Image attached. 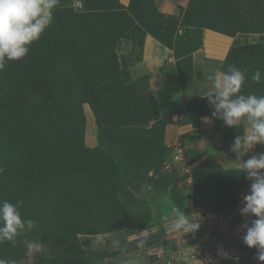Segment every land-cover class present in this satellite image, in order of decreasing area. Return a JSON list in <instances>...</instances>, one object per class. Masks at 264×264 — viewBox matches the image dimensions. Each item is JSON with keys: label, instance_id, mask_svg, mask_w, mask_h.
<instances>
[{"label": "rangeland", "instance_id": "374dc122", "mask_svg": "<svg viewBox=\"0 0 264 264\" xmlns=\"http://www.w3.org/2000/svg\"><path fill=\"white\" fill-rule=\"evenodd\" d=\"M142 2L132 0L123 9L118 0H60L27 56L0 72V201H22V218L35 221L14 246L0 244V258L16 264H141L148 257L145 264H184L165 261L173 246L155 199L170 191L190 215V176L194 204L210 203L229 216L221 232L207 236L223 239L222 253L215 257L216 250L200 242L204 264H236L237 257L238 264H262L256 249L243 243L241 225L254 217L235 214L250 181L208 156L230 151L246 123L230 128L214 117L215 125L200 123L183 136L194 147L186 156L188 171L163 169L167 119L150 90L145 31L174 43L176 54L193 49L201 36L197 29L174 33L171 18ZM185 23L237 33L222 71L230 65L247 70L241 94L264 95V80L251 79L257 70L264 77V0H193ZM205 103L201 96L191 103L195 123ZM261 152L264 145L256 144L244 160ZM152 209L158 218L150 217ZM25 240L43 242L44 251L29 253Z\"/></svg>", "mask_w": 264, "mask_h": 264}, {"label": "clouds", "instance_id": "9594fccd", "mask_svg": "<svg viewBox=\"0 0 264 264\" xmlns=\"http://www.w3.org/2000/svg\"><path fill=\"white\" fill-rule=\"evenodd\" d=\"M59 3L60 0H0V72L6 69L8 62L27 56L31 45L50 27L53 11ZM246 77L247 70L241 71L230 65L226 72H217L209 77L212 89L201 97L207 99L212 117L222 120L226 127L235 128L242 122L247 125L244 134L234 137L229 150L236 156L232 163L235 165L233 172L244 174L250 181L240 214L254 219L250 224L245 222L241 225L244 229L243 243L249 249L255 248L257 259L264 264V152L241 159L256 144L264 145V95L241 94ZM251 79L261 83L264 77L257 70ZM22 204L19 200L15 203L0 201V244L7 241L14 246L18 237L35 227L34 220L22 218ZM173 211L172 231L184 236L199 230L198 215L190 219L184 210ZM145 241L146 238L140 239L137 247H143ZM24 244L29 253L44 251L43 242L25 240ZM235 261L238 264V257ZM0 264H16V261L0 258Z\"/></svg>", "mask_w": 264, "mask_h": 264}, {"label": "crops", "instance_id": "0c3cea01", "mask_svg": "<svg viewBox=\"0 0 264 264\" xmlns=\"http://www.w3.org/2000/svg\"><path fill=\"white\" fill-rule=\"evenodd\" d=\"M118 1L127 7L132 0ZM150 3L156 5L157 10L164 16L172 19L174 33L197 29L201 36L200 43L193 49L186 53L176 54L174 43L168 46L155 38L152 33L148 31L145 33L142 45L143 61L147 68L150 90L156 97L160 114L167 119L166 135L169 138V143L179 134L188 137V134L193 133L194 121L190 117L194 113L189 112V106L196 100V97L202 96L212 89V80L209 77H213L217 72H222V66L230 49L234 46L237 33L184 23L183 17L191 0H150ZM199 121L201 127L204 124L207 126L216 124L209 114H201ZM208 156L228 167L235 166L232 163L236 161V156L228 150H213ZM244 156L245 154L242 156V160H244ZM155 202L161 212V225L164 234L169 241H172L173 246L165 256L166 262L185 260L184 264H204L207 254L199 249L202 241H207V245L216 250L217 253L214 252L213 255L215 257L224 251L221 237H203L199 230L195 234L188 233L183 236V234L171 230V224L175 218L173 209H181L173 202L170 194H157ZM189 218L191 219L190 215ZM194 253L196 254L194 255ZM122 262L131 264L124 260L120 261V264ZM147 262H149V258L143 257L141 264Z\"/></svg>", "mask_w": 264, "mask_h": 264}, {"label": "built area", "instance_id": "2783aa9c", "mask_svg": "<svg viewBox=\"0 0 264 264\" xmlns=\"http://www.w3.org/2000/svg\"><path fill=\"white\" fill-rule=\"evenodd\" d=\"M203 128H208L207 125H202ZM195 144V143H193ZM168 146L170 148V152L163 160V169L166 171H188L186 165V150L193 147L190 145L182 135L175 136L172 140L169 141ZM255 147V146H254ZM253 147V148H254ZM189 179V186L187 190V202L190 211V217H199L200 228L199 232L201 236L207 237L210 234H216L221 232L225 226H227V220L229 216L225 214H221L214 209L204 208V207H196L192 202V181L191 177ZM249 191V187L244 188L243 191L238 196L237 206L235 210V214L240 215L245 218L246 216H242L240 214V209L243 207V196L246 195ZM159 213L156 209H152L150 211V217L152 219L158 218ZM211 260V258H209Z\"/></svg>", "mask_w": 264, "mask_h": 264}, {"label": "trees", "instance_id": "16d2710c", "mask_svg": "<svg viewBox=\"0 0 264 264\" xmlns=\"http://www.w3.org/2000/svg\"><path fill=\"white\" fill-rule=\"evenodd\" d=\"M141 1H143L142 3H150V0H141ZM131 3H132V1H131ZM131 3L129 4V6L131 5ZM150 4H152V3H150ZM192 4H193V0H191V3H190V6H189V8L187 9V11L185 12V15H184V17H183V22L185 23V19H186V15L189 13V10L191 9V7H192ZM129 6H127V7H129ZM123 9H126L124 6H123ZM101 10H109V7H107V6H104V7H102L101 8ZM209 27V26H208ZM211 27V26H210ZM212 28H214V27H212ZM121 31H123V29H120ZM127 30V28H125L124 29V31H126ZM120 31V33H122ZM118 32H119V30H118ZM146 32V31H145ZM235 47V45L234 46H232V48L230 49V52H229V55H228V57H227V59H226V61L224 62V64H223V66H222V68L224 67V65L226 64V62L228 61V59H229V57H230V54H231V52H232V50H233V48ZM206 105H205V110H203L202 112H199L198 114V119H196L195 121H196V123L195 122H193L194 123V129H197V127L198 126H200V121H199V116L201 115V114H209V115H212L211 113L212 112H210L209 111V105H208V102H207V99H206V103H205ZM190 105H192V104H190ZM190 107V106H189ZM193 113V112H192ZM192 115H194V114H192ZM197 115V114H196ZM191 116V115H190ZM191 118V117H190ZM192 119V118H191ZM194 121V120H193ZM194 147H191V148H189V149H187L186 150V156H188V153H189V151L191 150V149H193ZM170 152V148H169V146H168V153ZM214 159V158H213ZM211 160V159H210ZM162 166H163V162H162ZM165 193H168V194H170V196H171V198H172V200H173V202L178 206V207H180V209H182V208H184V206H183V203H181L180 202V200L176 197V195L175 194H173L172 192H170V191H165V192H163L162 194H165ZM192 196H193V192H192ZM192 202H193V205L194 206H196L195 204H194V200H193V197H192ZM187 204H188V202H187ZM188 206V205H187ZM196 207H204V208H211V209H214V210H216L217 212H219V213H221V214H224V213H222V212H220L219 210H217V209H219L218 207H217V209L215 208V207H213V205H211L210 203L209 204H207V205H202V206H196ZM188 208H189V206H188ZM185 209H186V207H185ZM226 214H228V213H226ZM225 214V215H226Z\"/></svg>", "mask_w": 264, "mask_h": 264}]
</instances>
